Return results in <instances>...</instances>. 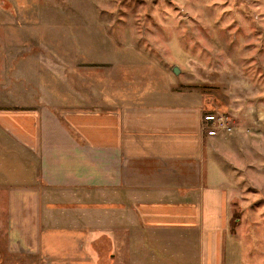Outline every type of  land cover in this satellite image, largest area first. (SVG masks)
Listing matches in <instances>:
<instances>
[{
  "label": "crops",
  "instance_id": "1",
  "mask_svg": "<svg viewBox=\"0 0 264 264\" xmlns=\"http://www.w3.org/2000/svg\"><path fill=\"white\" fill-rule=\"evenodd\" d=\"M6 19L2 32L19 29ZM1 38L7 64L18 41ZM156 95L95 112L0 108V203L18 264H225L229 189L205 168L204 95Z\"/></svg>",
  "mask_w": 264,
  "mask_h": 264
},
{
  "label": "rangeland",
  "instance_id": "2",
  "mask_svg": "<svg viewBox=\"0 0 264 264\" xmlns=\"http://www.w3.org/2000/svg\"><path fill=\"white\" fill-rule=\"evenodd\" d=\"M0 8L8 15L0 23L19 25L0 30V41H18L0 62L8 72L0 108L95 112L203 94L202 120H214L204 129L217 130L206 134L215 144L205 168L229 189L225 264H264V0H0ZM2 201L0 262L18 264Z\"/></svg>",
  "mask_w": 264,
  "mask_h": 264
},
{
  "label": "built area",
  "instance_id": "3",
  "mask_svg": "<svg viewBox=\"0 0 264 264\" xmlns=\"http://www.w3.org/2000/svg\"><path fill=\"white\" fill-rule=\"evenodd\" d=\"M211 120L214 122L213 118L210 116V117H209V121H211ZM225 120H227V118H226ZM212 121H211V122H212ZM215 128H216V129L225 128V129L228 130V126H227L225 123H223V122H220V126H219V127H216V126H215ZM211 129H212V128H211ZM211 129H210L207 133L213 136V135L216 134L217 130H211Z\"/></svg>",
  "mask_w": 264,
  "mask_h": 264
},
{
  "label": "trees",
  "instance_id": "4",
  "mask_svg": "<svg viewBox=\"0 0 264 264\" xmlns=\"http://www.w3.org/2000/svg\"><path fill=\"white\" fill-rule=\"evenodd\" d=\"M206 114H207V113H206ZM210 115H211V114H210ZM210 115L207 116V117H204L203 122H204L205 129H206V127H207V128L211 127V122H205V120H206L208 117H210ZM205 123H206V124H205Z\"/></svg>",
  "mask_w": 264,
  "mask_h": 264
},
{
  "label": "water",
  "instance_id": "5",
  "mask_svg": "<svg viewBox=\"0 0 264 264\" xmlns=\"http://www.w3.org/2000/svg\"><path fill=\"white\" fill-rule=\"evenodd\" d=\"M173 72H174L176 75L180 74V70H179L178 67H174V68H173Z\"/></svg>",
  "mask_w": 264,
  "mask_h": 264
}]
</instances>
